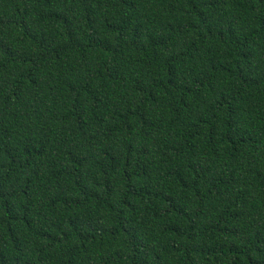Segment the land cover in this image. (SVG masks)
<instances>
[{
  "label": "trees",
  "instance_id": "obj_1",
  "mask_svg": "<svg viewBox=\"0 0 264 264\" xmlns=\"http://www.w3.org/2000/svg\"><path fill=\"white\" fill-rule=\"evenodd\" d=\"M0 264H264V0H0Z\"/></svg>",
  "mask_w": 264,
  "mask_h": 264
}]
</instances>
